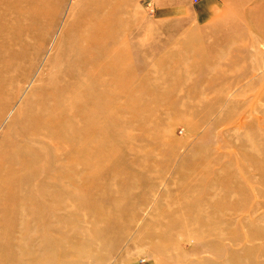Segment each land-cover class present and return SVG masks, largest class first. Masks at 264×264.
Here are the masks:
<instances>
[{"label": "rangeland", "instance_id": "374dc122", "mask_svg": "<svg viewBox=\"0 0 264 264\" xmlns=\"http://www.w3.org/2000/svg\"><path fill=\"white\" fill-rule=\"evenodd\" d=\"M18 1L0 6V16L10 12L0 20V264H264V0H251L242 9L239 0H126L138 21L110 44L116 60L105 67L118 70L116 81L141 90L134 98L118 90L115 104L121 124H133L126 131L136 140L140 157L148 158L146 175L156 185L132 191L146 200L134 199V225L115 226L127 235L119 240V232L107 234L101 244L95 243L99 253L86 258L88 244L74 237L73 216L59 232L46 229L21 236L12 217L16 203L7 199L18 192L19 179L28 172L35 178L43 167L48 179L75 171L67 161L77 142L67 145L66 153L63 145L28 148V142L48 145L39 128L49 118L39 120L22 143L15 139L23 129L8 124L27 98L39 100L35 90L51 74L79 67L61 65L66 47H59V39L68 18L83 13L87 0H64L51 35L45 37L43 27L35 38L27 35L30 26L19 18L37 12L36 5L12 6ZM244 8L245 16L250 12L254 18L242 16ZM110 57L103 55L100 62L109 63ZM252 68L255 72H249ZM222 85L229 88L222 90ZM43 111L33 109L32 116L40 119ZM99 112L96 108L92 115ZM144 129L158 139L144 138ZM63 134L58 133L62 143ZM16 151L29 152L39 163L27 154L23 163L14 161L8 155ZM203 151L219 163L208 172L198 170L196 178L205 174L212 182L217 174L225 182L185 185L180 179L189 174L190 164L199 163L197 154ZM46 155L55 168L43 162ZM118 157L109 155L107 161ZM120 199L126 201L125 196ZM84 218L89 220L88 215ZM87 224L78 227L82 234L93 226ZM45 236L55 243L42 242Z\"/></svg>", "mask_w": 264, "mask_h": 264}, {"label": "bare ground", "instance_id": "6f19581e", "mask_svg": "<svg viewBox=\"0 0 264 264\" xmlns=\"http://www.w3.org/2000/svg\"><path fill=\"white\" fill-rule=\"evenodd\" d=\"M63 1L19 0L12 6H19L22 3L26 6L35 4L37 12L22 16L19 19L29 24L30 28L26 33L30 38H35L43 27L45 28V37H49L56 25H58L57 20L59 19ZM250 1L239 0L241 9L247 3L249 5ZM12 2L13 0H0V6ZM82 6L85 7V11L71 14L59 39V47H66L65 53H62L61 65L64 67L66 63L72 62L79 67L77 69L62 68L51 74L47 83L37 87L35 90V99L36 95L40 97L39 100L36 99V102H40L37 107L34 108L36 102L33 97L27 98L19 114L14 116L8 124V126L19 125L20 129H23L21 135L15 139L16 142L22 143L27 141L26 136L30 130L37 128L39 120L49 118L48 123L44 127L39 128L40 132L43 133L42 137L44 139L45 137L47 138L48 145L41 143L32 144L27 141L29 143L28 148L29 150L48 147L49 149H57L58 146L63 145V152L66 153L68 151L67 145L73 146V143L77 142L75 154H70L67 161V163H74L76 166L75 171L65 176H49L48 179L43 177V167L39 169L42 174L38 177L34 178V174L28 172L19 179V184L22 186L18 192H13L9 195L7 202L16 203V208L12 211L14 213L12 217L15 216L14 226L21 236L25 233H27L26 235H32L34 232L46 229H51L48 233L59 232L64 222L70 216H73L71 218L72 223L75 226L74 229L77 230H74L75 234L77 232L74 237L82 239L88 244L87 253L83 255L86 258L99 253L100 247L96 248L95 243L101 244L107 234L115 235L119 232L115 227L116 225H122L125 222L130 224L136 222L137 216L130 212L135 209L137 203L134 201L136 196L132 191L135 188L143 190L147 186L155 187L156 184L151 182L146 175L151 168L147 161L148 158L145 160L144 157H140L142 155L134 147L136 140L133 136H129V132L126 131L133 124L128 123V121L125 122L126 125L121 124L118 116L120 111L115 104L119 98L118 90L124 93L127 92V95L132 98L141 90L127 88L123 82L116 81L114 78L118 75V70L112 66L105 67L113 64L116 60V51L110 47V44L123 36V33L129 32L133 25H136L138 15L131 13L129 10L130 5L126 0H87ZM9 13L6 11V13L2 14L0 20H3L4 16ZM245 14L247 13H245L244 8L242 16H245ZM253 16V13L248 12L245 17L254 18ZM44 17L46 18L44 19ZM262 23H264V20ZM68 45L70 46L69 49H67ZM260 48L262 47L260 46ZM109 53H111L109 63L107 61L100 62L101 57L109 55ZM231 61L235 62L236 59L230 58ZM255 69L252 68L249 72ZM133 72H129L128 76L131 77ZM120 73H125V71L123 70ZM54 76L58 77V79H54ZM107 77L109 81L106 80ZM72 79L75 80L72 81ZM147 81L149 79H146ZM228 88L229 86L222 85L221 89ZM98 91L99 94H97ZM76 92H79L80 97L72 98V95ZM12 100H14V97ZM96 108L100 110L99 115L93 116L92 112ZM33 109H44L43 116L36 120V116H32ZM22 118V123L19 124ZM26 120L28 123L24 124L23 122ZM142 120L140 124H143L142 122L144 121ZM123 129L125 130L123 131ZM61 131L62 134H65V136L63 134V143L59 141L58 137V133ZM142 132L144 133L143 137L148 140L156 141L158 139L154 134H149L148 131L145 132V129ZM115 153L119 154V157L108 162L107 158L109 155ZM26 154L28 157L34 158L27 151H16L8 156L12 157L14 161L23 163ZM208 154L209 152L207 151L197 154L199 163L193 162L190 164L189 174L180 179L182 183L185 185L195 183L201 185L214 183L217 185L225 182L222 177L215 175L217 171L214 172L216 177L213 180L211 179L212 182H210V179L208 181L205 174H200L201 178L199 179L198 177L196 178L195 174H197L198 170L202 169L208 172L216 163H219L217 158L208 157ZM51 160L52 158L46 155L43 162L46 163L47 161L50 163L48 168H55L56 164ZM34 162L36 164L39 163L35 158ZM62 162L66 163L65 159ZM33 165L35 164L33 163ZM66 165L68 166V164L64 166ZM119 169L122 170L119 171ZM201 172L204 173L205 171ZM217 173L219 174V172ZM63 184L70 185L71 188L63 187ZM84 192H88L89 195L87 197L82 196ZM124 196L126 201L120 199ZM145 197L137 196L136 198L138 202H143L146 200ZM194 202L192 203L194 204ZM87 215L89 220H82ZM151 218L153 219L154 217L151 216ZM81 222L84 225L88 222L93 224L91 228L93 232L90 229L85 234H82L78 230ZM100 224H104V226L106 224L108 227L102 229L99 226ZM127 233V230L125 232L120 231L119 240L126 236ZM155 238L158 237L155 236ZM49 241L55 243L54 240L49 239L47 236L43 237L42 242ZM208 247L214 250L217 249L215 245L208 244Z\"/></svg>", "mask_w": 264, "mask_h": 264}, {"label": "crops", "instance_id": "0c3cea01", "mask_svg": "<svg viewBox=\"0 0 264 264\" xmlns=\"http://www.w3.org/2000/svg\"><path fill=\"white\" fill-rule=\"evenodd\" d=\"M216 7H217L216 5L213 7V11L215 10ZM206 21H207V20H206ZM207 22H208V21H207Z\"/></svg>", "mask_w": 264, "mask_h": 264}]
</instances>
